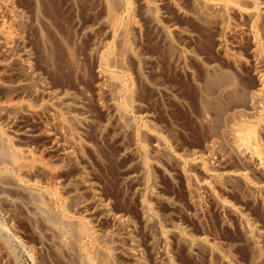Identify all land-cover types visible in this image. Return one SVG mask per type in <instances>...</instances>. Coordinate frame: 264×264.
I'll use <instances>...</instances> for the list:
<instances>
[{"label": "rangeland", "instance_id": "1", "mask_svg": "<svg viewBox=\"0 0 264 264\" xmlns=\"http://www.w3.org/2000/svg\"><path fill=\"white\" fill-rule=\"evenodd\" d=\"M125 1L115 47L127 43L130 52L114 70L132 93L126 112L113 116L103 106L105 91L96 88L93 48L111 40L104 5L0 0V21L9 19L13 35L8 45L0 39V111L10 114L0 127L14 149H28L36 160L16 174L37 190L57 189L67 213L103 238L94 264H264V3ZM56 110L87 122L59 127ZM241 123L253 130L259 164L238 149ZM131 128L146 148L148 175ZM139 182L152 207L148 221ZM86 184L110 217L94 209ZM23 190L0 181V264H78L89 240L77 246L69 234L52 231ZM42 199L55 212L49 194ZM118 214L136 244L133 260L128 240L116 237L122 228L111 215ZM107 250L110 261L101 257Z\"/></svg>", "mask_w": 264, "mask_h": 264}, {"label": "bare ground", "instance_id": "2", "mask_svg": "<svg viewBox=\"0 0 264 264\" xmlns=\"http://www.w3.org/2000/svg\"><path fill=\"white\" fill-rule=\"evenodd\" d=\"M98 1L104 5V15L102 17V21L104 24H106L110 28L109 32H110L111 40L106 45H101L100 47H94L93 48L95 55H97L96 58H98V64H99L98 81L96 84V86H97L96 88L98 90L105 91V93L107 95L105 102H103V106L107 109L108 113L113 115V116L114 115L121 116L122 113L126 112V110L129 108V103H130L131 93H132V86H131L129 80L127 78H125L126 76L123 77V76L118 75L119 73L117 74L114 69L123 67L124 55L127 52H130V48H129V44H127V43H123V44L120 43L122 46H120L119 48H116L115 47V41L119 40V36L117 35V32H118L117 30L120 26L119 23H120V15L121 14H119L118 12H119L120 8H122V6L127 4V2L125 0H98ZM213 1L214 0H205V2H209V3L213 2ZM149 2L150 1L147 0V6L148 7L150 5ZM262 2L264 3V0H262ZM122 15H123V13H122ZM153 18H155V15ZM8 20L1 19V21H0V39H2L4 45L7 44L13 36L12 31H11V26H10L11 22ZM259 84L261 86V89L262 88L264 89V77L263 78L261 77ZM112 88H118V90H120V92H122L124 94V100L123 101H121V99H120L121 97L119 98V100L121 102L115 100V97H114L115 93L113 94ZM50 98H51V96H50ZM52 98L59 100L58 96L56 97L55 95H53ZM116 99H118V98H116ZM62 104L63 105L66 104L65 105L66 108L69 105L63 101H62ZM65 114L66 113L63 112L62 110H56V112L52 115V117L56 121V124L59 127H62L63 125H68L69 124L68 122L70 120H75L78 124H83V123L87 122V120H86L87 118L85 115H81L78 117L71 115L69 118L68 116H65ZM9 115L10 114L4 115L3 112L0 111V118L5 119V121H8L10 119ZM124 125L128 126L126 124V122H124ZM131 125H132V123L130 124V126ZM241 125H243V128L245 131L244 132L240 131L239 133H237L235 131L237 133V134H235L236 135L235 138H236V142L238 143V149L240 150V152L245 153L246 156H248L251 159H254L258 163L259 160L261 159V156H260L261 152L259 151L258 147L256 146V142L254 139L255 135L253 134V132H251L253 130L249 129L250 128L249 124L247 126L246 123H241ZM135 127H137V126H135ZM247 127H249V128H247ZM133 129L131 128V130L133 131L134 150L136 151L138 156H140V158H141L140 162H138V163H139L140 168L143 170V172L144 173L147 172V175H148L149 169L151 168V165H150L151 162L148 160V158L146 156L147 151H146L144 144L142 143V140L138 134V131L133 130ZM4 131L5 130H3L2 127H0V179H1L0 181H6L7 180V181H11L15 184H19V185L21 184L23 189H24L23 191H25L29 195L31 206L34 208V213L37 214L38 217H40L47 224V226L50 227V229L52 231L57 232L59 234L65 233L66 237H67V234H69L68 236L72 239L73 243H75L76 245L78 244L80 239L87 238V240H89V242H90V245L87 248L83 246V248H85V249L81 250V252L79 253L78 264H94V262L96 261V260L94 261V258L96 255V243L99 240L101 241L103 238L101 239L99 237V235L95 231H93L94 229L93 230L90 229L89 224L86 220H84L82 218L75 217V215L73 216L72 214L70 215L69 213H67L70 210L69 211L65 210V208L63 206V204L65 202L63 203V201H62L63 198L61 199V196L56 191L57 189L56 190L55 189L37 190L34 186L24 183V181L16 174V172H17V170H19L24 165H26V166L33 165L34 162L36 161L35 157L32 155V153L30 151H28V149L26 151H24V150L21 151V149H20V151H18L16 149H14V147H12L10 137H8ZM28 131H29V129L23 130L24 134L27 133ZM237 131H239V130H237ZM22 133H20V134H22ZM158 141H160V139H158ZM159 145H160L159 143H157L155 145L156 150L160 149ZM61 154H63V153H61ZM67 155H69V154H67ZM38 162H40V161H38ZM182 167H183V165H182ZM147 177H149V176H147ZM146 181H147V179H146ZM141 182H139L137 185L138 186L137 189L139 191L140 212H141L143 220L148 221L152 217V207H151L150 203L147 201V196L145 195V193L142 192V185L143 184ZM5 186H7V185H5ZM86 188L91 192V196H90L91 199L90 200L93 204L94 209H97L99 211L100 216H102V218L103 217H105V218L110 217V213H109V210L107 208L106 203L99 196H97V193L93 189L92 184L87 185ZM253 189H254V187H253ZM43 192H46L47 194H49V198H50L49 201H51V202L53 201V203L56 204L57 208L55 209V212L50 209L48 204L45 203L46 202L45 200H44L45 202L43 201V199H42ZM85 210L87 211L86 208H85ZM111 217L113 218V220L116 223V225L118 226V228L119 227L122 228V232L120 234L116 235V237L118 240H122V239L128 240L129 246H130V249L128 252V255H129L128 258H131L133 260L135 255H136L135 253H136L137 249H136V244L134 242V238L130 235V232L128 230L129 228H127V226H128L127 222H126L127 220L124 218L123 215H120V214L111 215ZM163 231L164 230H161L162 236H164ZM107 235L109 237H113L112 234L107 233ZM106 236H104V238ZM60 238L61 237H59V240H60ZM84 241L82 243H84ZM56 242H58V240H56ZM79 245H81V244L79 243ZM80 247H82V246H80ZM76 248H78V247H76ZM108 249H110V248H108ZM111 254L112 253H110L109 250H107V251H104V254L101 257L104 261H110V258L112 257ZM99 257H100V255H99ZM99 261H101V260H99ZM110 262H107L106 264H108V263L110 264ZM134 262H135V264H139V261L138 260L136 261V259L134 260Z\"/></svg>", "mask_w": 264, "mask_h": 264}]
</instances>
